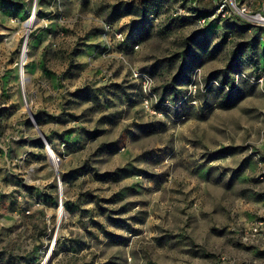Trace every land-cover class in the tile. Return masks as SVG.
<instances>
[{
	"label": "rangeland",
	"instance_id": "1",
	"mask_svg": "<svg viewBox=\"0 0 264 264\" xmlns=\"http://www.w3.org/2000/svg\"><path fill=\"white\" fill-rule=\"evenodd\" d=\"M262 14L0 0V264H264Z\"/></svg>",
	"mask_w": 264,
	"mask_h": 264
},
{
	"label": "bare ground",
	"instance_id": "2",
	"mask_svg": "<svg viewBox=\"0 0 264 264\" xmlns=\"http://www.w3.org/2000/svg\"><path fill=\"white\" fill-rule=\"evenodd\" d=\"M239 11H240V9H239ZM241 12V11H240ZM35 17V14H32L26 21H27V24L25 25L24 24V26H26V27H29L30 26V24H31V21H32V19ZM25 47H26V45L24 44V47H23V51H22V61H23V59L25 58V50H27V49H25ZM25 82H27V76L26 75H24V78H23V83H25ZM48 152V151H47ZM49 152H50V154L52 155V154H54L53 153V151H52V149L51 150H49ZM50 154H48L49 155V157H50ZM50 162H51V165L53 166V168L57 165L58 166V162H56V159H54V160H50ZM57 168V167H56ZM55 168V169H56ZM63 209V208H62ZM61 208H58V211H57V213H58V215L61 217L63 214H64V212H63V210H62ZM44 261V262H43ZM42 261V263L41 264H44L45 262H46V260H43Z\"/></svg>",
	"mask_w": 264,
	"mask_h": 264
},
{
	"label": "built area",
	"instance_id": "3",
	"mask_svg": "<svg viewBox=\"0 0 264 264\" xmlns=\"http://www.w3.org/2000/svg\"><path fill=\"white\" fill-rule=\"evenodd\" d=\"M256 20H259L261 22H264V14L262 15H257L255 16ZM261 224H264V222L257 221L251 228V236H256V235H264L261 233ZM262 238H264V236H262Z\"/></svg>",
	"mask_w": 264,
	"mask_h": 264
},
{
	"label": "water",
	"instance_id": "4",
	"mask_svg": "<svg viewBox=\"0 0 264 264\" xmlns=\"http://www.w3.org/2000/svg\"><path fill=\"white\" fill-rule=\"evenodd\" d=\"M25 24H27V21H25ZM46 147H47V151H48V154H50V152H49V150H51V148H50V146L46 143ZM50 158L52 159V160H54L55 159V156H54V154H50ZM57 161V160H56Z\"/></svg>",
	"mask_w": 264,
	"mask_h": 264
}]
</instances>
